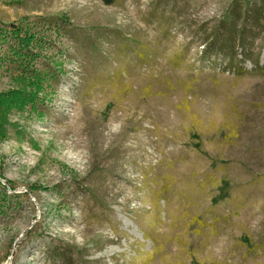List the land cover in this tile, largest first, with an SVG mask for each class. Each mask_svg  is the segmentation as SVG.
Segmentation results:
<instances>
[{
    "label": "rangeland",
    "instance_id": "1",
    "mask_svg": "<svg viewBox=\"0 0 264 264\" xmlns=\"http://www.w3.org/2000/svg\"><path fill=\"white\" fill-rule=\"evenodd\" d=\"M0 32V264H264V0H0Z\"/></svg>",
    "mask_w": 264,
    "mask_h": 264
},
{
    "label": "trees",
    "instance_id": "2",
    "mask_svg": "<svg viewBox=\"0 0 264 264\" xmlns=\"http://www.w3.org/2000/svg\"><path fill=\"white\" fill-rule=\"evenodd\" d=\"M102 2L106 5H111L115 2V0H102ZM9 30H13V28H9ZM225 57H226V67L229 70H232L234 68V64H233L234 61H237L239 63H243L245 61V59H248V56H242V58H239V59L236 58V56H225ZM253 64L255 66V69H257L259 71V73L264 75V62L260 63L258 60H256V61H253ZM237 69H238L237 73H241L242 71H246V70H244L242 65H239V67H237Z\"/></svg>",
    "mask_w": 264,
    "mask_h": 264
}]
</instances>
